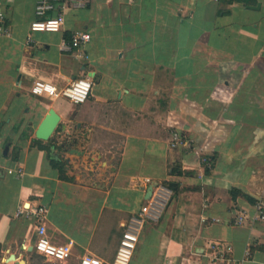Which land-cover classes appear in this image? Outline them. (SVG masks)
Returning a JSON list of instances; mask_svg holds the SVG:
<instances>
[{"label":"crops","instance_id":"0c3cea01","mask_svg":"<svg viewBox=\"0 0 264 264\" xmlns=\"http://www.w3.org/2000/svg\"><path fill=\"white\" fill-rule=\"evenodd\" d=\"M34 7L0 0V264H55L30 249L22 207L39 204L52 242H73L63 264H112L140 212L129 264H264V0H83L56 32L30 30ZM78 29L91 34L82 58L60 47ZM84 77L79 106L31 92ZM50 108L60 123L45 141ZM174 130L187 144L170 146ZM84 161L111 173L72 171Z\"/></svg>","mask_w":264,"mask_h":264},{"label":"built area","instance_id":"2783aa9c","mask_svg":"<svg viewBox=\"0 0 264 264\" xmlns=\"http://www.w3.org/2000/svg\"><path fill=\"white\" fill-rule=\"evenodd\" d=\"M83 0H35V18L30 23V30L39 32H56L63 29L65 23L64 10L68 3H80ZM10 28L6 23V17L0 10V36L8 35ZM91 34L87 30H74L69 40H63L60 47L63 51L70 52L78 58L86 57L84 46L90 41ZM92 81L88 77L71 81L64 88L58 89L55 85L42 82L34 85L31 92L36 95H43L49 92L53 95H60L67 98L73 104L78 105L85 102L90 94ZM180 144H187L186 138L181 132L174 130L171 133L170 146L176 147ZM147 185V182H143ZM28 211V215L36 221V238L32 245L35 252L42 255L47 261L63 264L72 252L73 242L67 241L63 244L52 242L47 233L44 221L47 207L39 204L29 207H22ZM145 213L140 212L132 215L123 231L119 246L115 253L112 264H129L139 238L140 231L144 223ZM263 217V216H261ZM243 220L242 216L237 218V222ZM221 243H212L210 248L222 256ZM78 264H101V260L94 255H83Z\"/></svg>","mask_w":264,"mask_h":264},{"label":"water","instance_id":"95a60500","mask_svg":"<svg viewBox=\"0 0 264 264\" xmlns=\"http://www.w3.org/2000/svg\"><path fill=\"white\" fill-rule=\"evenodd\" d=\"M250 7H253V6H250ZM79 105L80 104H78V106ZM59 123H60L59 114L53 108H50L47 114L45 115V117L42 119V121L38 125L37 129L35 130V137L38 139L47 141L51 137L52 133L54 132V130L56 129ZM69 143H71V141H69ZM69 152L79 153V150H77L76 148H70ZM151 190H152V186H149L147 190V195L151 194ZM31 248L32 246L30 247V249ZM14 258H15L14 254H10L5 259L6 261H9L10 259H14ZM14 263L15 264H26L25 260L23 259L15 260Z\"/></svg>","mask_w":264,"mask_h":264},{"label":"rangeland","instance_id":"374dc122","mask_svg":"<svg viewBox=\"0 0 264 264\" xmlns=\"http://www.w3.org/2000/svg\"><path fill=\"white\" fill-rule=\"evenodd\" d=\"M60 100L61 101H63L65 104L66 103H68L69 102V100L67 99V98H65V97H60ZM67 105V104H66ZM75 106H77V105H75ZM117 113H119L122 117H123V111H122V109H120V110H118L117 111ZM52 139H55L54 138V135H52L50 138H49V141L50 140H52ZM114 141V140H113ZM52 143V142H51ZM105 143V142H104ZM106 143H107V145H106V147L103 149V152H104V155H107V154H111V153H109L108 152V150L109 149H111L110 148V146H109V144L110 143H112V138H107L106 139ZM94 146V144L91 146V148L90 149H96V148H99V146L97 145V147H93ZM93 150V151H94ZM59 152H60V154L63 152L62 150H60L59 149ZM113 154V153H112ZM116 155V154H115ZM90 162V161H89ZM70 167H72L71 169H72V171H74L75 173H77V174H79V175H82V176H95L96 174H99L100 172H101V169H97L95 166L93 167L94 169H92L91 167H90V165L88 164V163H86L85 161L84 162H82L81 164H77V165H75V167H73V165H70ZM110 173H111V169H110V167H108L105 171H103L102 173H100V175H102V176H109L110 175ZM45 259V258H44ZM222 259V261H223V264H226V261H228V260H226V259H228V258H225V257H222L221 258ZM46 260V259H45ZM56 264V263H55Z\"/></svg>","mask_w":264,"mask_h":264},{"label":"trees","instance_id":"16d2710c","mask_svg":"<svg viewBox=\"0 0 264 264\" xmlns=\"http://www.w3.org/2000/svg\"><path fill=\"white\" fill-rule=\"evenodd\" d=\"M52 162H53V164H54L56 167H58V168H60V169H61V167H62L63 164H64V163H62L61 161H58V160H56V159H52Z\"/></svg>","mask_w":264,"mask_h":264}]
</instances>
